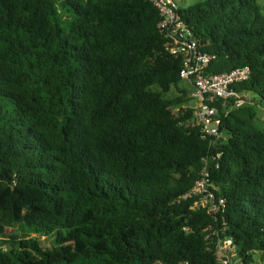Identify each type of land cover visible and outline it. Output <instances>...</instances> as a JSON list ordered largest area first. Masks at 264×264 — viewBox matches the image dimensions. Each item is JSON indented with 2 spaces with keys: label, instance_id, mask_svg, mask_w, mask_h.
Instances as JSON below:
<instances>
[{
  "label": "trees",
  "instance_id": "obj_1",
  "mask_svg": "<svg viewBox=\"0 0 264 264\" xmlns=\"http://www.w3.org/2000/svg\"><path fill=\"white\" fill-rule=\"evenodd\" d=\"M178 12L206 74L249 70L238 97L210 102L212 146L151 0H0V264H227L226 237L232 264H264V13L256 0ZM204 170L214 209L193 191Z\"/></svg>",
  "mask_w": 264,
  "mask_h": 264
},
{
  "label": "built area",
  "instance_id": "obj_2",
  "mask_svg": "<svg viewBox=\"0 0 264 264\" xmlns=\"http://www.w3.org/2000/svg\"><path fill=\"white\" fill-rule=\"evenodd\" d=\"M151 1L159 10L161 20L158 27L167 38L166 48L181 57L180 77L194 87L191 96L195 99L196 104L193 107L191 120L193 124L199 126L201 137L208 140L209 146H212L216 144L220 135L218 130L220 119L219 108L211 105L210 102L220 100L224 105L227 99L238 97L237 92L231 86L245 80L249 75V70L238 67L221 73L206 74L205 69L211 55L199 49L197 40L180 18L179 6L176 2L174 0ZM241 101L238 100L237 104L240 105ZM202 174V179L196 181L193 188L196 193H201V189L209 192L205 187L208 174L205 170ZM216 253L222 262L232 264L233 244L231 239L228 237L219 239Z\"/></svg>",
  "mask_w": 264,
  "mask_h": 264
},
{
  "label": "rangeland",
  "instance_id": "obj_3",
  "mask_svg": "<svg viewBox=\"0 0 264 264\" xmlns=\"http://www.w3.org/2000/svg\"><path fill=\"white\" fill-rule=\"evenodd\" d=\"M176 2V4L179 6V7H186L194 2H196L197 0H174ZM257 3L260 5V7L262 8V11L264 13V0H256ZM177 87H179L180 89L184 90L185 92V95H186V102L184 103V107H187V108H192L195 106L196 104V101L195 99L191 96L193 91H194V87L189 84V82L185 79H182L180 80L178 83H177ZM179 92L177 91V89H175V86H171L170 90L167 92V93H164L163 94V97H174L176 95H178ZM243 102V101H241ZM256 124L261 126V127H264V110L263 109H259L257 111V117H256V120H255ZM201 196H202V200H201V204L203 205H208L209 203H211L210 205V208H215V204L212 203V200L210 198V193L207 191V190H202L201 189ZM44 237L45 236H42V237H39V240L40 242H42L43 244H47V246H49V243L46 242L44 240ZM51 245V244H50ZM65 248L67 249V252H66V256L69 257V258H73L74 256H76L78 253H80V251L82 250L83 248V245L80 241H71V242H66L65 243ZM59 252V251H58ZM57 252V249L55 246H50L49 247V258H51L52 256L58 254ZM61 254V253H60ZM63 254V253H62ZM31 260H33V262H35L36 264H40V262L43 259V257H38V256H35L33 257Z\"/></svg>",
  "mask_w": 264,
  "mask_h": 264
},
{
  "label": "water",
  "instance_id": "obj_4",
  "mask_svg": "<svg viewBox=\"0 0 264 264\" xmlns=\"http://www.w3.org/2000/svg\"><path fill=\"white\" fill-rule=\"evenodd\" d=\"M220 140H222V138L220 139ZM221 145H218L217 147H220Z\"/></svg>",
  "mask_w": 264,
  "mask_h": 264
}]
</instances>
